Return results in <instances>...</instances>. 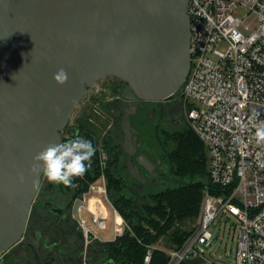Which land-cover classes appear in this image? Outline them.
Returning a JSON list of instances; mask_svg holds the SVG:
<instances>
[{
	"label": "water",
	"instance_id": "95a60500",
	"mask_svg": "<svg viewBox=\"0 0 264 264\" xmlns=\"http://www.w3.org/2000/svg\"><path fill=\"white\" fill-rule=\"evenodd\" d=\"M190 37L188 0H0V253L12 248L24 255L22 242L41 257L28 226L43 179L42 171H32L33 158L62 142L88 88L114 76L126 82V100L164 99L189 73ZM60 68L68 74L63 84L54 79ZM128 117L124 105L126 173L138 179L136 193L147 199L142 185L160 176L153 173L152 181L131 159ZM52 257L82 260L54 251L39 261Z\"/></svg>",
	"mask_w": 264,
	"mask_h": 264
},
{
	"label": "built area",
	"instance_id": "2783aa9c",
	"mask_svg": "<svg viewBox=\"0 0 264 264\" xmlns=\"http://www.w3.org/2000/svg\"><path fill=\"white\" fill-rule=\"evenodd\" d=\"M190 17L189 73L179 88L190 127L207 154L208 182L194 229L178 248H168V264H183L201 256L205 264H222L207 254L214 234L212 223L220 215L238 222L235 264H264V143L256 142V125L264 121V0H188ZM247 20H250L247 22ZM97 186L105 201L116 208L107 194L105 176ZM77 206L85 237L93 231L80 214L90 210L93 220L106 225L100 208L86 206L88 193ZM91 204V203H90ZM124 223L116 222L115 236ZM151 259V249L145 255ZM80 264H89L86 255Z\"/></svg>",
	"mask_w": 264,
	"mask_h": 264
},
{
	"label": "trees",
	"instance_id": "16d2710c",
	"mask_svg": "<svg viewBox=\"0 0 264 264\" xmlns=\"http://www.w3.org/2000/svg\"><path fill=\"white\" fill-rule=\"evenodd\" d=\"M118 79L114 90L116 95L121 96L122 87L126 82ZM95 101L111 117L114 116L112 108L116 109L118 105H111L107 100L95 99ZM83 115L78 120L79 132L71 134L67 129V134H63L62 142L76 136H83L92 141L96 153L92 157L91 166L83 176L75 177L71 186H62L65 188L64 192L61 188V194L66 202L67 211L61 213L60 217L71 218L76 201L89 189L90 184L97 182L104 174L108 198L119 215L123 217L124 229L121 235L111 240L94 238L90 234L91 241L87 247L89 264H145V255L150 249L151 259L148 264H168L169 255L166 249L180 247L194 229V225L186 228L181 223L187 218L199 216L204 179L208 174L204 144L194 130L188 126L173 154L176 174L188 183L145 190L143 194L147 195V199L140 198L136 202L131 187L126 183L124 169L118 163V143L115 140H108L106 133L102 136L101 139H103L102 142L109 157L107 166L102 168L97 149L100 140L98 128L95 121L90 118L91 115ZM47 206L49 204H46ZM37 207L39 206L35 203L32 205L28 226L36 230L35 234L39 241L41 238L45 242H55L68 255L82 258L83 234L79 233L83 240L82 243L68 238L65 231L57 227L60 221H55L56 218L45 209L42 214L40 211L36 213ZM165 237L169 240L170 246L160 247L158 242ZM11 262L12 264H26L24 259H3L0 264ZM62 264H80V259H66Z\"/></svg>",
	"mask_w": 264,
	"mask_h": 264
},
{
	"label": "flooded vegetation",
	"instance_id": "af4514ba",
	"mask_svg": "<svg viewBox=\"0 0 264 264\" xmlns=\"http://www.w3.org/2000/svg\"><path fill=\"white\" fill-rule=\"evenodd\" d=\"M126 83L122 87V91ZM92 88V87H91ZM89 89V88H88ZM182 99H174L172 95L161 100H143L141 102H135L134 99H125L122 96L115 95L112 99H108V103L111 105H118L112 108L114 116H110L112 123L108 131H106L107 139L110 141L115 140L119 145L118 150V163L124 169L126 183L131 187L132 193L137 201L141 198L137 195L134 185L138 182V179L133 175H127L126 162L128 153L124 148L123 141L125 140V133L123 131L122 116L124 111V105L129 109V122L131 124V137L130 143L126 144V148L131 151V159L133 162H137L142 173L152 181L156 180L153 173H158L160 176L158 183H144L142 185L143 191L149 189H161L160 187L173 186L177 183H183V178L176 174V164L173 158L174 151L178 148L185 129L190 126L186 117L185 106ZM126 103V104H125ZM100 110L102 107L97 105ZM107 114H109L106 111ZM110 115V114H109ZM84 115L77 117L75 122L70 123L68 126L71 134L78 133V120ZM94 121V120H93ZM68 124V123H67ZM102 138V137H101ZM104 146V144H103ZM104 158L100 161L101 167L105 168L108 161L107 150L104 149ZM142 155L148 157L151 161L150 166H145L140 163ZM154 165V166H153ZM166 181V185L162 184ZM31 234L36 235V230L31 227ZM37 236V235H36ZM38 237V236H37ZM39 240V239H38ZM24 255L18 254L9 248L8 250L0 253V263L3 259H24L26 264H43L39 259H44L48 254H52L54 251L61 255L64 251L57 243L45 242L40 238L39 251L41 257L38 256L34 247L29 243H20ZM66 253V252H64ZM67 254V253H66ZM60 258L52 257L51 261L46 264L58 263ZM64 261L58 264H62Z\"/></svg>",
	"mask_w": 264,
	"mask_h": 264
},
{
	"label": "rangeland",
	"instance_id": "374dc122",
	"mask_svg": "<svg viewBox=\"0 0 264 264\" xmlns=\"http://www.w3.org/2000/svg\"><path fill=\"white\" fill-rule=\"evenodd\" d=\"M250 20H247L249 22ZM119 79L114 76H106L100 80H98L93 86H91L84 97L80 100L78 105L76 106L74 112L72 113L68 124L63 129V134H67V129L70 123L75 122L78 116L80 115H91L90 118L95 121V124L98 128L99 135V143L97 146L98 149V156L99 160L101 161L104 158V149L103 146V139L101 137L108 131L110 124L112 123V119L110 118V115L106 113V110H100L97 107V102L95 99H101V100H110L112 99L117 93H115V84L118 83ZM180 90L176 91L172 96L174 99L180 98ZM182 101V100H181ZM183 102V101H182ZM205 183L208 182V175L205 177ZM103 179L99 178V180L96 182L97 186L99 184H102ZM106 182V179H105ZM63 185H58L51 183L47 180L46 176L43 175L42 183L38 189V192L36 194L35 200L33 204L35 203L37 207L36 213L40 211V213H43V209L45 211H48L51 213L56 219L60 221V225H57L58 228L63 229L62 231L66 233L68 238L73 239L74 241H78L80 243H84L83 246V255L87 256L88 253V244L91 241V238L88 236V238L85 237V234L82 231V227L79 223V210L77 209V206L80 203H83V196L79 198L76 201V205L73 208L72 217L69 219H66V217H60L63 213L67 211L66 209V202L63 200V195L61 194V188ZM163 188V187H160ZM65 188L62 189L64 192ZM90 190L86 191L88 193V201H85L86 206H92V202L96 200L97 198L102 196L101 191L98 189L96 190ZM85 193V192H84ZM203 197V196H202ZM91 203V204H90ZM46 204H49V206L46 207ZM105 204L107 205V212L108 215L105 218L106 225L104 227H101L98 222L93 220V215L90 213V210L87 208H84L83 211L80 212L81 215L88 220V223L90 224V227L93 231H97L100 238L102 240H111L115 236L114 226L115 223L118 221L117 216H115L112 207L105 201ZM202 206V201H201ZM35 207V206H34ZM46 207V208H45ZM93 210V209H91ZM201 210V208H200ZM51 211V212H50ZM55 213V214H54ZM62 213V214H61ZM200 213V212H199ZM199 215V214H198ZM121 220L124 223L123 217L120 215ZM198 220V216L195 218H187L184 220L181 225L185 226L186 228H189L193 226ZM53 221V218H52ZM236 224L238 222L235 220V217L232 215L230 218H227L224 215H220L216 218V220L211 225V230L214 234V240L211 245V247L208 249L207 254L212 256L213 258L218 259L222 264H235V253L237 248V242H238V227H236ZM83 234V240L80 238L79 233ZM94 238H96L93 235ZM160 247H167L170 246L169 240L165 237L159 240ZM168 249V248H167ZM12 264V262L10 263ZM148 264V263H145Z\"/></svg>",
	"mask_w": 264,
	"mask_h": 264
},
{
	"label": "clouds",
	"instance_id": "9594fccd",
	"mask_svg": "<svg viewBox=\"0 0 264 264\" xmlns=\"http://www.w3.org/2000/svg\"><path fill=\"white\" fill-rule=\"evenodd\" d=\"M67 78L68 74L63 68L54 74V79L60 84L65 83ZM255 127L256 142L264 143V121H260ZM95 153L96 148L90 139L76 136L50 144L38 152L33 158L32 171H42L51 183L71 186L74 178L83 176L91 166Z\"/></svg>",
	"mask_w": 264,
	"mask_h": 264
},
{
	"label": "crops",
	"instance_id": "0c3cea01",
	"mask_svg": "<svg viewBox=\"0 0 264 264\" xmlns=\"http://www.w3.org/2000/svg\"><path fill=\"white\" fill-rule=\"evenodd\" d=\"M117 215H119V213ZM117 215H115V216H117ZM120 222H123V221L121 220ZM105 223H106V221H105ZM183 264H205V262L201 256H193V257H190L189 259H187Z\"/></svg>",
	"mask_w": 264,
	"mask_h": 264
},
{
	"label": "bare ground",
	"instance_id": "6f19581e",
	"mask_svg": "<svg viewBox=\"0 0 264 264\" xmlns=\"http://www.w3.org/2000/svg\"><path fill=\"white\" fill-rule=\"evenodd\" d=\"M91 208L94 209L95 211H98V209L100 208V210H102L103 215L108 214L107 209H105L103 204H100V205L97 204V200H94L92 202ZM117 219H118V222L121 221V217L119 215H117Z\"/></svg>",
	"mask_w": 264,
	"mask_h": 264
}]
</instances>
